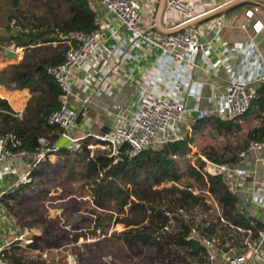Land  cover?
Masks as SVG:
<instances>
[{"label": "built area", "instance_id": "built-area-1", "mask_svg": "<svg viewBox=\"0 0 264 264\" xmlns=\"http://www.w3.org/2000/svg\"><path fill=\"white\" fill-rule=\"evenodd\" d=\"M119 23L118 28H110L108 36L113 40L110 55L104 52V31L98 28L90 33L72 32L63 37L66 47L64 61L46 68L61 91V107L48 118L50 126L61 129V138L78 143L89 138L96 144H89L92 156L97 151H107L112 157L122 156V147L129 148V155L138 156L150 148L163 149L169 143L176 142L174 137L181 126L188 125L189 119L238 121L250 110L252 102L258 98L255 87L264 83V60L255 50V40L264 33L261 5L246 8V24L241 26L248 35L244 45L221 43L216 57L215 40H208L204 28L200 25L187 27L174 34H160L152 29L142 28L143 10L141 0H98ZM168 8L185 21L195 16L194 4L185 0H167ZM100 26V21L98 20ZM123 28V33L120 30ZM145 47L157 51V59L144 78L130 104L120 109L114 116L112 130L108 134H89L74 138L78 128L79 116L86 101L79 108L71 105L73 82L88 86L87 77L96 81L94 96L105 89L109 81V67L114 59L132 60L130 48ZM96 58V74L87 70V65ZM236 61L238 64L236 65ZM218 69L224 70L227 79L224 84H213L210 77ZM84 74V76H81ZM210 88L219 92L217 98H210L215 109L205 110L199 106L190 107L191 100L203 99L204 90ZM133 107V109L131 108ZM135 108V109H134ZM41 152L31 154L23 148V143L15 135L0 136V238L1 228L6 222L2 197L6 193L2 183L11 179L13 188L32 182V172L45 159L47 154L58 152L56 144L51 145L41 138ZM264 155V139L253 140L238 154L237 164H222L200 156L207 171L212 176H224L233 192L239 197L237 214L246 224L234 223L224 215V209L209 189L198 190L175 183L181 190H187L194 196L204 197L205 204L191 208H181L178 212L164 209L167 223L165 233H173L179 227L178 218L190 224L191 234L188 240H194L204 248V254L190 257L187 264H264V184L256 181L244 164L251 156ZM178 156L175 155L174 159ZM217 225L215 234L209 235L207 229ZM100 233V231H98ZM28 231L17 241H23L29 247L33 244ZM105 238V235H102ZM1 242V241H0ZM12 244L0 243V264H13L7 258ZM27 247H25L27 249ZM49 250L38 251L43 259L49 257ZM203 258V262H199ZM112 264L110 256L104 258Z\"/></svg>", "mask_w": 264, "mask_h": 264}, {"label": "trees", "instance_id": "trees-1", "mask_svg": "<svg viewBox=\"0 0 264 264\" xmlns=\"http://www.w3.org/2000/svg\"><path fill=\"white\" fill-rule=\"evenodd\" d=\"M98 28V16L91 7L90 0H0V60H4V51L11 47H15L16 51L21 48L26 51V56L20 63L0 67V89L29 93L21 116L13 110L8 100L0 96V136H17L21 139L23 148L34 155L41 152V138H46L51 145L55 144L62 131L50 126L48 118L61 107V91L47 74L46 68L64 61L66 47L63 37L72 32L90 33ZM47 46L53 49L47 48V54L42 55L41 48ZM256 92L258 98L252 102L249 112L260 114V124L246 134L245 142L244 139H239L236 146L226 144L222 155L217 151L208 153V158L213 162L237 164L239 152L249 142L264 139V83L258 86ZM208 122L216 127L219 134L236 129V121L211 118L196 120V130L204 129ZM89 143H82L77 150L63 148L47 154L33 170L31 183L13 190L10 188L3 195V208L11 217L24 216L21 207L20 212H16L14 206L21 205L27 198L32 199L28 190L30 193L37 192L40 202L45 195L54 193V189L44 187V180L50 178L54 174L52 169L57 167L51 162V157L59 156L57 161L64 163L66 179L78 182L80 198L89 197L88 200L92 203L84 221L73 226V229H81L82 234L70 238L71 232L64 228L66 239L78 241L80 238L96 237L98 231L107 234L110 221L117 215L116 222L124 224L125 228L121 233L115 232L114 237L122 240L125 245L130 248H157L159 253L172 256V261L174 258L187 264L188 258L204 254V248L196 241L188 240L191 226L180 217L177 230L165 233L163 227L168 219L164 209L178 212L181 208H191L198 204L206 209L209 207L206 206L204 197L181 190L175 183L186 188L209 189L222 205L228 220L246 224L245 219L237 214L239 197L224 176L210 175L201 159L197 161V165L187 163L182 168L179 162L186 154L188 144L185 140L169 143L163 149L150 148L138 156L129 155V148L123 146L122 156L119 158L112 157L107 151H97L92 156ZM175 155L180 158L179 161L174 159ZM22 216L20 220H16V226L24 234L29 230L23 224ZM55 223L57 222H53V225ZM51 226L46 225L45 229L48 227V231L33 238V244L29 247L41 248V251L61 247L62 238L60 240L54 236L51 239L48 236L55 225L49 228ZM258 226L264 229L261 221H258ZM216 228L217 225H214L205 231L213 235ZM16 248L15 246L7 252L6 256L11 263L47 264L46 259H40L39 262L23 260L16 254ZM20 250V253H24L22 251L25 249ZM27 250L28 247L25 251ZM203 261V258H199V262Z\"/></svg>", "mask_w": 264, "mask_h": 264}, {"label": "crops", "instance_id": "crops-1", "mask_svg": "<svg viewBox=\"0 0 264 264\" xmlns=\"http://www.w3.org/2000/svg\"><path fill=\"white\" fill-rule=\"evenodd\" d=\"M185 1L194 4L195 16L190 21H185L182 17L172 12L168 8L167 0H141L143 17L140 27L152 29L157 33L168 35L177 33L187 27L201 25L204 28V35L208 40L215 39L216 30H219V41L215 40V48L217 52L215 55L216 57H218L220 53V42H225L229 45H244L247 42L248 35L241 28V26L247 22L245 17L246 8L254 5H261L264 9V0ZM90 5L97 13L98 20L100 21V28L104 31V42H106V45L103 48L104 52L106 55H110L113 40L109 38L107 30L110 28H118L120 23L109 14L106 8L98 0H90ZM261 15L264 21V12ZM123 32L122 28L120 33ZM254 45L256 52L264 60V33L256 38ZM130 52L136 58L126 61L117 59L112 61L108 72L109 81L101 93L94 96V90L97 85H95L96 81L90 77L86 78L88 84L86 87L79 82H73V97L70 101L71 105L74 108H79L80 103L86 101L84 110L80 113L78 128L73 132L74 138H82L89 134L103 135L110 133L115 114L120 109L127 107L130 104V101L134 98L146 71L153 67L154 62L157 59V51L154 49L149 51L146 50L145 47H141L130 48ZM3 59L4 60L0 61L7 60L5 58ZM97 62L96 58H92V61L88 63L87 70L90 73L96 74L95 67ZM237 64L238 62L236 61V65ZM2 66H4V64ZM81 76H84V74H81ZM226 79L227 75L224 70L218 69L215 74L210 77V82L213 84H224ZM258 86L255 87V90H257ZM0 90V96L4 98L2 94L5 95L8 92L4 89ZM11 94L14 95L11 97L12 104H9L12 108L14 107L13 110L16 113L22 115L29 98V93L16 91ZM219 94V92L207 88L204 90L202 100H191L189 105L190 107L199 106L201 109L205 110L215 109V105L211 102L210 98H217ZM4 99L8 100V102L10 101L8 97ZM131 108L133 109V107ZM259 115V113L255 115L254 113L249 112L240 120L236 121V135L247 134L252 128L258 126L260 124V119H258ZM93 140L87 139L75 143L59 137L55 140V144L58 146L59 150L63 148L77 150L83 145L82 143L87 141L91 143ZM55 157L57 156H52L51 160ZM244 167L255 176L257 182L264 184V155H260L259 157L251 156L248 161L245 162ZM11 183V179H6L2 183L3 189L5 190L6 187L14 189L13 186H11ZM53 189L56 195H60L59 198H62L63 193L67 192L65 188H63V191L60 189L59 192L57 188L54 187ZM73 192H75V190H72L71 195H73ZM87 198L89 199V197ZM10 231L7 226H2L0 238V243L2 245L12 244L16 239L21 237L15 235V226H11ZM2 232L8 234H3ZM13 249L14 246L11 250Z\"/></svg>", "mask_w": 264, "mask_h": 264}, {"label": "rangeland", "instance_id": "rangeland-1", "mask_svg": "<svg viewBox=\"0 0 264 264\" xmlns=\"http://www.w3.org/2000/svg\"><path fill=\"white\" fill-rule=\"evenodd\" d=\"M52 47H55V45ZM52 47H42V55L47 54L46 49L49 48V50H52ZM10 49L14 50L15 47H11ZM16 52L18 53L16 60L0 61V67L3 64H13L22 61L25 57L26 51L21 48L17 49ZM15 92L16 91H8L7 94L2 95L4 98L8 97L10 100L9 103L12 104L11 97L14 94L11 93ZM195 124V119H189L188 125L185 127L181 126L179 133L174 137L176 140H185L188 144L186 147V154L179 162L182 168H185L187 163L197 165V161L201 159L200 156L208 157L207 154L213 151H217L222 155L226 144L236 146L239 139H244V142L246 141V134L236 135V129L232 132L219 134L216 127L210 122L206 123L204 129L201 130H196ZM93 142H95V140H93ZM58 157L59 156L51 160V162L56 164L57 167L52 169L54 172L52 177L45 178L44 187L50 190L55 187L58 192L60 189L63 191V188H65L67 192L63 193V199L59 198V194L56 195V193H52L51 195H45L42 197L43 201L40 202L38 201L39 194L37 192L30 193L28 190L32 199L27 198V201L22 202V206H14L16 212H20L21 207V211L25 214L24 216H16L17 218L11 217L5 209L3 214L7 221L3 226H7L9 231L11 226H15L16 236L23 235L19 232L20 230L16 226V220H20L21 216L23 224L29 230L27 237L29 235L32 236V238L42 236L45 231H48V227L45 229L46 225H52L49 228H52L55 225L53 229H50V234H48V236L51 239L54 238V236H57L60 240L62 238L63 245L59 248L48 249L49 257L46 259L47 261H45L47 264H107L104 261V258L108 256L112 258V264H184L179 259L175 260L172 258V261V256L159 253L157 248H147L142 246L130 248L125 245L122 240L114 237L115 232L121 233L125 228L122 223L116 222L117 215H114L110 221V229L107 234L100 232L96 237L91 236L80 238L78 241L76 239H66L67 233L63 230L64 228L71 232L70 238L82 234L81 229L78 227L73 229V226H78L84 221V218L88 216V210L92 208V203L88 198H80L79 194L81 192L79 191V183L66 179L67 171L64 168V163L57 161ZM179 160L180 158L178 157L177 161ZM195 188L198 190L201 189L199 187ZM9 189L10 187H6V192ZM72 190H75L73 195H71ZM58 217L59 220L57 221ZM53 222L57 223L53 225ZM2 233L8 234L6 232ZM102 235H105L106 237L103 238ZM40 245L44 246L42 243ZM13 246L17 247L16 254L21 258H24L23 260L27 262H39L40 259H43L41 255L38 254V251L42 252L41 248L33 249L28 247V250L25 251V247L27 246L24 245L23 241H14ZM21 248L22 250L25 249L22 251L24 253H20Z\"/></svg>", "mask_w": 264, "mask_h": 264}, {"label": "water", "instance_id": "water-1", "mask_svg": "<svg viewBox=\"0 0 264 264\" xmlns=\"http://www.w3.org/2000/svg\"><path fill=\"white\" fill-rule=\"evenodd\" d=\"M3 57L7 60H16L17 59V53L13 49H6L3 53Z\"/></svg>", "mask_w": 264, "mask_h": 264}]
</instances>
